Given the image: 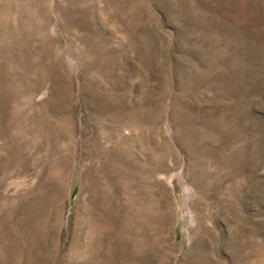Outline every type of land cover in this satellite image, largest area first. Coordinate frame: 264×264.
Instances as JSON below:
<instances>
[{"label": "rangeland", "instance_id": "obj_1", "mask_svg": "<svg viewBox=\"0 0 264 264\" xmlns=\"http://www.w3.org/2000/svg\"><path fill=\"white\" fill-rule=\"evenodd\" d=\"M0 264H264V0H0Z\"/></svg>", "mask_w": 264, "mask_h": 264}, {"label": "bare ground", "instance_id": "obj_2", "mask_svg": "<svg viewBox=\"0 0 264 264\" xmlns=\"http://www.w3.org/2000/svg\"><path fill=\"white\" fill-rule=\"evenodd\" d=\"M134 171H135V170H134ZM141 174H142V173H141ZM144 174H145V173H144ZM144 174H143V175H144ZM136 178H137V176H136ZM141 178H142V177H141ZM134 180H135V179H134ZM144 180H145V179H144ZM144 180H143V182H144ZM138 181H139V179H138ZM138 181H137V182H138ZM135 182H136V181H135ZM145 182H146V181H145ZM139 183H141V181H140ZM139 183H138V185H140ZM133 186H134V185H133ZM142 187H143V185H142ZM131 188H132V187H131ZM133 188H134V187H133ZM137 192H138V191H137ZM133 196H134V195H133ZM130 197H132V196H130ZM134 199H135V198H134ZM130 200H131V199H130ZM132 203H133V202H132ZM133 204H134V203H133ZM130 205H131V204H130ZM139 207H140V206H139ZM139 207H138V208H139ZM129 208H130V211H132V206H129ZM129 208H128V209H129ZM138 208H136V210H137ZM143 208H144V207H143ZM134 209H135V208H134ZM127 211H128V210H127ZM130 213H131V212H130ZM144 215H145V214H144ZM131 218H132V217H130L129 221H130V220L132 221ZM136 218H137V217H136ZM139 218H140V217H139ZM139 218H138V219H139ZM140 219H141V218H140ZM140 219H139V220H140ZM127 220H128V219H127ZM139 220H138V221H139ZM141 221H142V220H141ZM140 223H141V222H140ZM143 224H144V222H143ZM126 225H127V224H126ZM143 226H144V225H143ZM138 227H139V226H138ZM141 227H142V226H141ZM140 229H141V228H140ZM134 230H135V229H133L132 225L130 224V226H129V232H130V234H131V236H132V239H133V240H132V244H134V238H133ZM137 230H139V229H137ZM141 230H142V229H141ZM142 241H143V240H142Z\"/></svg>", "mask_w": 264, "mask_h": 264}]
</instances>
